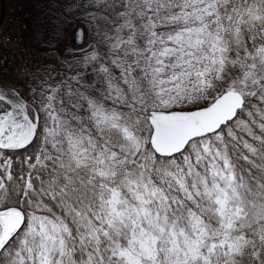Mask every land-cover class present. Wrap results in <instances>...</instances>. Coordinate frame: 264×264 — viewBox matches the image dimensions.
<instances>
[{
	"label": "snow or ice",
	"instance_id": "obj_1",
	"mask_svg": "<svg viewBox=\"0 0 264 264\" xmlns=\"http://www.w3.org/2000/svg\"><path fill=\"white\" fill-rule=\"evenodd\" d=\"M59 7L0 62V264H264V0Z\"/></svg>",
	"mask_w": 264,
	"mask_h": 264
},
{
	"label": "built area",
	"instance_id": "obj_2",
	"mask_svg": "<svg viewBox=\"0 0 264 264\" xmlns=\"http://www.w3.org/2000/svg\"><path fill=\"white\" fill-rule=\"evenodd\" d=\"M3 12L0 17V62L7 65L9 72L34 58H41L35 39L27 35L30 11L24 0H1ZM26 1V0H25ZM12 6V7H11Z\"/></svg>",
	"mask_w": 264,
	"mask_h": 264
},
{
	"label": "trees",
	"instance_id": "obj_3",
	"mask_svg": "<svg viewBox=\"0 0 264 264\" xmlns=\"http://www.w3.org/2000/svg\"><path fill=\"white\" fill-rule=\"evenodd\" d=\"M28 9L31 17L28 24L27 35L37 40L38 51L42 55L48 46L42 42L48 38L53 25L52 20L61 10L59 0H30Z\"/></svg>",
	"mask_w": 264,
	"mask_h": 264
},
{
	"label": "bare ground",
	"instance_id": "obj_4",
	"mask_svg": "<svg viewBox=\"0 0 264 264\" xmlns=\"http://www.w3.org/2000/svg\"><path fill=\"white\" fill-rule=\"evenodd\" d=\"M29 1L30 0H24V2H25V5H26V8H27V10L29 11V9H28V3H29ZM12 7V6H11ZM2 12H3V3H2V1L0 0V17H1V15H2Z\"/></svg>",
	"mask_w": 264,
	"mask_h": 264
},
{
	"label": "rangeland",
	"instance_id": "obj_5",
	"mask_svg": "<svg viewBox=\"0 0 264 264\" xmlns=\"http://www.w3.org/2000/svg\"><path fill=\"white\" fill-rule=\"evenodd\" d=\"M30 16H31V13H30ZM35 41L37 42V40L35 39ZM38 43V42H37ZM72 45H75V39L72 38L69 40V46H72ZM38 48V47H37Z\"/></svg>",
	"mask_w": 264,
	"mask_h": 264
}]
</instances>
